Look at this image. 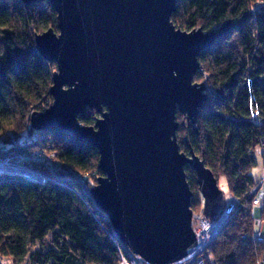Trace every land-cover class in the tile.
Instances as JSON below:
<instances>
[{
	"label": "trees",
	"instance_id": "16d2710c",
	"mask_svg": "<svg viewBox=\"0 0 264 264\" xmlns=\"http://www.w3.org/2000/svg\"><path fill=\"white\" fill-rule=\"evenodd\" d=\"M170 20L186 31H210L231 22V29L198 55L201 73L193 81L205 84L208 97L196 128L176 112V137L180 151H193L217 183L223 177L229 194L239 199L208 247L212 260L203 255L206 264H256L264 243L249 238L252 192L258 186L250 172L255 151L264 149V0H177ZM49 27L56 30L49 0L27 8L20 0H0V158L14 160L47 148L58 164L50 171L28 160V168L45 174L43 183L0 173V257L13 264H117L109 222L89 195L93 184L86 185L102 174L96 148L59 128L36 130L30 124L32 112L52 103L55 63L34 44V35ZM97 116L86 108L78 120L93 124ZM185 174L191 210L202 213L195 173L187 165ZM224 210L222 202L205 217L215 220ZM241 234L247 235L244 241Z\"/></svg>",
	"mask_w": 264,
	"mask_h": 264
},
{
	"label": "water",
	"instance_id": "95a60500",
	"mask_svg": "<svg viewBox=\"0 0 264 264\" xmlns=\"http://www.w3.org/2000/svg\"><path fill=\"white\" fill-rule=\"evenodd\" d=\"M20 1L27 8L38 0ZM176 1L49 0L56 30L34 35L37 52L55 69L52 103L30 114L31 126L59 128L96 148L102 174L89 195L113 236L150 264L176 262L195 245L185 166L195 173L204 216L224 200L204 162L179 150L175 114L196 128L208 97L205 84L193 81L198 55L231 22L182 30L170 20ZM86 108L98 113L93 124L78 120Z\"/></svg>",
	"mask_w": 264,
	"mask_h": 264
},
{
	"label": "built area",
	"instance_id": "2783aa9c",
	"mask_svg": "<svg viewBox=\"0 0 264 264\" xmlns=\"http://www.w3.org/2000/svg\"><path fill=\"white\" fill-rule=\"evenodd\" d=\"M39 154H34L27 156L24 154L17 155V157L12 160L9 158H0V173L12 172V171H22L32 174L36 177V180L43 183L45 181V174L39 170H33L26 166L28 160H33L41 164L44 169L53 171L58 168L57 161L54 158V154L51 152V156H48L46 151L40 150ZM80 177V176H79ZM264 182V176L255 190L252 192L254 205V217H253V229L249 235V238L253 241L263 242L264 237L261 234V212H264V188H262V183ZM239 204L238 198H232L231 204L227 205L223 214L215 219H207L201 212L199 215H194V221H197V225L193 228L195 234V245L190 249L188 254L173 263L170 264H206L205 259L207 258L206 250L208 249L210 243L213 241L214 234L218 227L223 226L227 222L228 216L234 213L236 207ZM259 205V207H258ZM258 211V215L255 214ZM256 215V216H255ZM247 237L246 234H241L240 239L242 241ZM115 245L117 247L118 260L117 264H150L148 261L143 259L140 255L132 253L126 246L121 244L115 237H113ZM205 255L206 258L203 256ZM213 264V263H211ZM256 264H264V255L258 258Z\"/></svg>",
	"mask_w": 264,
	"mask_h": 264
},
{
	"label": "rangeland",
	"instance_id": "374dc122",
	"mask_svg": "<svg viewBox=\"0 0 264 264\" xmlns=\"http://www.w3.org/2000/svg\"><path fill=\"white\" fill-rule=\"evenodd\" d=\"M199 82H201V81H199ZM36 135H37L36 134V131H32V137L35 138ZM258 148L259 149L257 151H255V153H256V165H254V167L251 169L250 174H251L254 182H257L259 184L261 182L263 176H264V153L262 154V152H264V149H262L261 146L258 147ZM40 150L46 151V153L48 154V156H51V150H49L47 148H41ZM40 150H37V152L35 151L34 154H36V155L39 154L38 152ZM34 154H32V155H34ZM36 163L39 164L38 162H36ZM91 184H93V186H94L96 184V182L93 183V179H90L89 182L86 185H87V187H90ZM217 184L219 185L218 187H220V189L222 190V192L224 194L223 203H224V207L226 208V206L228 204L229 205L231 204L233 196L229 194L228 189H227V185H226V182H225V179L223 177L220 178L219 183H217ZM262 188H264V182L262 183ZM202 206H203V202H201V207ZM258 207H259V205H258ZM262 212H261V214H262ZM199 213H200V211H198V212H192V215L193 214L194 215H199ZM258 213H259L258 211H255V214L256 215H258ZM261 216H262V218H261V221H262L261 234L264 237V212H263V214ZM252 217H254V210L252 212ZM192 225H193V228H195L196 225H197V221H194V218L193 217H192ZM205 253L207 255V258L210 259V260H212L210 251L208 249L206 250ZM0 264H13V262L9 258H1L0 257Z\"/></svg>",
	"mask_w": 264,
	"mask_h": 264
},
{
	"label": "bare ground",
	"instance_id": "6f19581e",
	"mask_svg": "<svg viewBox=\"0 0 264 264\" xmlns=\"http://www.w3.org/2000/svg\"><path fill=\"white\" fill-rule=\"evenodd\" d=\"M221 228H222V226L221 227H218L216 231L218 232V230H220ZM214 236H215V234H214Z\"/></svg>",
	"mask_w": 264,
	"mask_h": 264
},
{
	"label": "flooded vegetation",
	"instance_id": "af4514ba",
	"mask_svg": "<svg viewBox=\"0 0 264 264\" xmlns=\"http://www.w3.org/2000/svg\"><path fill=\"white\" fill-rule=\"evenodd\" d=\"M217 233H218V232H217ZM216 235H217V234H216ZM214 238H215V237H214ZM214 238H213V239H214Z\"/></svg>",
	"mask_w": 264,
	"mask_h": 264
}]
</instances>
